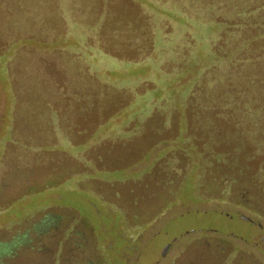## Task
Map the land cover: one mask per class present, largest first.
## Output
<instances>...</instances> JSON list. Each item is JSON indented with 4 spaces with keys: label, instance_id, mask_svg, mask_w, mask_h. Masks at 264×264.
<instances>
[{
    "label": "rangeland",
    "instance_id": "1",
    "mask_svg": "<svg viewBox=\"0 0 264 264\" xmlns=\"http://www.w3.org/2000/svg\"><path fill=\"white\" fill-rule=\"evenodd\" d=\"M257 1L51 0L44 12L0 0V241L57 220L55 264H167L162 249L188 232L232 249L234 264H264V182L250 181L264 157L248 146L257 118L205 109L217 89L241 101L233 85L264 76ZM36 59L56 70L54 103L70 104L80 86L62 80L81 73L104 107L73 129L78 147L30 153L22 171L13 134L31 130L21 113Z\"/></svg>",
    "mask_w": 264,
    "mask_h": 264
},
{
    "label": "trees",
    "instance_id": "2",
    "mask_svg": "<svg viewBox=\"0 0 264 264\" xmlns=\"http://www.w3.org/2000/svg\"><path fill=\"white\" fill-rule=\"evenodd\" d=\"M48 1L51 0H38V5L44 12H46L47 10L51 11ZM258 1L256 3L260 4V2ZM223 3L224 2L219 4L222 5ZM7 4H4V6H6ZM26 7L28 6L26 5ZM259 8L260 6L256 7V9ZM71 11L72 8H68L66 12L71 16ZM25 12V17H27L28 13L27 11ZM44 12L39 13V19L41 20V22H43V19L45 17V14H43ZM238 12L240 13L241 11ZM254 12L255 11L249 12L248 16L252 17L251 15H254ZM255 16L256 15H254V17ZM4 20H6L5 15ZM2 31L4 32V30L0 27V33ZM255 37H257V35H255ZM251 58L252 57L247 60V64L251 63V61L253 60V58ZM36 60H32L29 64L25 65L26 80L24 81V85L26 88L24 87L23 92L28 93L31 97V100L29 103L27 101L25 102L22 107L23 110L21 113V115H23L22 119H24L26 121V124L31 127V130L29 132H25L26 134L21 132V130H17L13 134V142L17 147V151L14 152L13 158L14 161L16 160L15 162H17L22 171L31 169L33 159L31 160V158L29 157V155H32L30 153L58 152L63 154L68 153L67 150L70 148L73 149L78 147L72 141L73 129H78L81 127L80 119L85 118L86 120L87 118H89L87 117L86 113L91 114L97 111L99 112L101 108L104 107L103 103L101 104L102 100L99 97V93L94 92V87L91 86L93 82H96L87 74L83 75L81 73H79V81L75 78L62 80V83L65 85L74 82L79 83L80 89H76L78 91L75 90L74 93H69L68 91V93H65L70 98V104L61 106L57 103H54V98L60 96L61 93V91L57 89L60 80L55 74L56 70L53 69L54 67L51 68L50 66H48V62H39L38 59ZM88 77L90 78L88 79ZM260 83L263 85L260 86ZM254 85L256 87L250 89H246L241 85H233V87H237L236 94L238 95L239 99L241 100L243 98L241 101L233 102L227 100L230 97V92L228 94H225L223 93L222 89H217V94H219V96L216 97L217 100L214 103H210L209 105H207L205 109L211 110V112L215 111V114H218L219 117L224 116V113L227 114L229 112L230 115L233 114L234 116L236 114L237 116L235 115V117H239L242 119L243 117L246 119L247 117L245 116H247L248 114L255 115V117L257 118L255 129L257 132L255 133V135H252V141L248 143V146L253 147L257 150L254 152V154L264 157V76L260 78L259 83H254ZM233 87H231V89ZM254 93H258L259 95H256ZM248 94H250V97L248 98L249 101H244V98ZM225 101L226 103H224ZM81 102L84 103L81 106L78 105ZM52 113L54 114V120L50 123L52 127L54 126V132H49L47 131V128H50L47 119ZM56 116H59L61 118L59 123L62 131L56 130L60 129L57 124ZM235 121L239 123L238 125H240V130H247V122L243 123V121L241 120L237 121V118L235 119ZM242 123H246L243 129ZM233 126L236 127V123L235 125L233 123ZM249 128L250 126L248 125V129ZM78 130L79 134H83L85 131L81 129ZM48 143L54 145L51 147L43 146ZM55 144H57V146ZM58 145L60 146L58 147ZM61 145H63L64 147H62ZM262 164L263 166H261L252 175L250 179L251 182H264V158L262 160ZM81 169H79V171ZM58 228L59 223L57 220L43 221L33 228L34 231L32 232V234L31 232L23 235L20 234L11 242L4 243L0 241V264H55L53 263L55 254L54 235L56 234V231H59ZM85 264H90V262Z\"/></svg>",
    "mask_w": 264,
    "mask_h": 264
},
{
    "label": "flooded vegetation",
    "instance_id": "3",
    "mask_svg": "<svg viewBox=\"0 0 264 264\" xmlns=\"http://www.w3.org/2000/svg\"><path fill=\"white\" fill-rule=\"evenodd\" d=\"M188 237H190L188 240H185V238L181 240L179 237H173L172 240L164 246L161 254L163 259H165V263L234 264V252L232 249H228L224 245L221 247V243L210 242L207 239L194 236L193 233L189 234L188 232ZM242 257V264H248V258H245L244 255Z\"/></svg>",
    "mask_w": 264,
    "mask_h": 264
}]
</instances>
